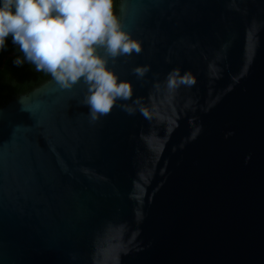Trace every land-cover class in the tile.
Returning a JSON list of instances; mask_svg holds the SVG:
<instances>
[{
    "label": "water",
    "instance_id": "obj_1",
    "mask_svg": "<svg viewBox=\"0 0 264 264\" xmlns=\"http://www.w3.org/2000/svg\"><path fill=\"white\" fill-rule=\"evenodd\" d=\"M116 15L132 100L92 120L50 77L0 106V264H264V0Z\"/></svg>",
    "mask_w": 264,
    "mask_h": 264
},
{
    "label": "clouds",
    "instance_id": "obj_2",
    "mask_svg": "<svg viewBox=\"0 0 264 264\" xmlns=\"http://www.w3.org/2000/svg\"><path fill=\"white\" fill-rule=\"evenodd\" d=\"M10 35L24 54L14 60L17 66L27 60L63 89L83 83V104L92 120L109 114L117 101L132 100V83L109 65L121 56L139 54L141 45L123 30L114 0H0V50ZM148 70L136 67L133 72L142 78ZM194 82L174 69L165 87L174 91ZM123 110L133 112L128 105Z\"/></svg>",
    "mask_w": 264,
    "mask_h": 264
},
{
    "label": "trees",
    "instance_id": "obj_3",
    "mask_svg": "<svg viewBox=\"0 0 264 264\" xmlns=\"http://www.w3.org/2000/svg\"><path fill=\"white\" fill-rule=\"evenodd\" d=\"M119 1L114 0L115 13ZM17 57L24 59V54L19 46L13 43L10 35L5 39V47L0 50V106L52 77L50 73L37 72L36 66L27 60L17 66L14 63Z\"/></svg>",
    "mask_w": 264,
    "mask_h": 264
}]
</instances>
